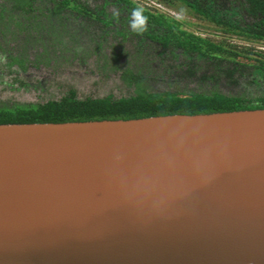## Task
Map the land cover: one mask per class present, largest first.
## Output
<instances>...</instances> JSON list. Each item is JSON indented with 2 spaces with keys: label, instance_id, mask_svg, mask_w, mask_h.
Here are the masks:
<instances>
[{
  "label": "water",
  "instance_id": "95a60500",
  "mask_svg": "<svg viewBox=\"0 0 264 264\" xmlns=\"http://www.w3.org/2000/svg\"><path fill=\"white\" fill-rule=\"evenodd\" d=\"M0 264H264V109L0 124Z\"/></svg>",
  "mask_w": 264,
  "mask_h": 264
},
{
  "label": "trees",
  "instance_id": "16d2710c",
  "mask_svg": "<svg viewBox=\"0 0 264 264\" xmlns=\"http://www.w3.org/2000/svg\"><path fill=\"white\" fill-rule=\"evenodd\" d=\"M173 1L159 0L168 4ZM178 1L185 4L193 14L245 42L264 39V0H221L222 3L220 0ZM224 3L229 7H224ZM111 6L115 11L109 13L106 9ZM134 8L143 10L146 18L143 30L134 31L130 27ZM243 16L250 17L249 21L242 19ZM88 22H97L103 28L115 25L116 35L122 39L128 36L134 39V52L138 56L148 57L145 49L151 42L158 43L160 53L165 57L182 54L190 63L183 74L177 71V79L185 78L208 86L219 85L221 80L237 83L238 80L247 79L248 85L261 87L263 92L251 96L247 95V91L223 93L214 87L201 91L149 90L142 83V75L127 68L123 70L122 77L134 85L133 92L127 96L78 98L76 90L69 88L58 99L1 105L0 124L128 120L264 109L262 60L257 58L253 62L245 61L250 58L225 47L222 42L215 43L182 30L178 23L161 12H155L132 0H0V50L5 52L7 64L17 65L24 70L28 61L26 50L32 43L44 48L55 42L57 45L63 44L64 50H67L64 46L71 45L75 48L73 52L81 51V46L84 47L81 43L83 36L78 34V30L85 29L88 33L85 26ZM124 26L129 27V30L120 32L118 28ZM11 41L18 42V48H13V44L12 49H8ZM100 47L101 43L96 45L97 49ZM46 50H42L41 54H46ZM113 50L115 56L117 51ZM243 50L248 49L243 47ZM255 54L262 56L263 52Z\"/></svg>",
  "mask_w": 264,
  "mask_h": 264
},
{
  "label": "rangeland",
  "instance_id": "374dc122",
  "mask_svg": "<svg viewBox=\"0 0 264 264\" xmlns=\"http://www.w3.org/2000/svg\"><path fill=\"white\" fill-rule=\"evenodd\" d=\"M141 6L149 7L153 11L161 12L170 20L178 23L179 28L187 32H193L215 43H223L225 47L233 49L247 56L253 62L260 59L264 62V42H245L240 37L223 32L214 24L193 14L190 9L178 0L172 3H162L159 0H132ZM107 12L115 11L114 7H107ZM93 17H96L95 15ZM247 20V19H245ZM106 23V21H103ZM88 33L84 29L78 30L83 36L81 51H75L71 45H47L44 48L38 44L27 47L28 61L25 69L17 65L7 64L5 52L0 50V106L13 103H37L49 99H58L69 88H74L78 98L87 96L96 98L112 95L115 98L131 94L134 85L125 81L122 72L129 69L142 75V83L149 90H194L201 91L216 88L223 93H240L247 91V95L255 96L263 92L262 88L248 85L247 79L238 80L237 83L221 80L219 85H201L188 79H177L176 74H183L188 66V59L182 54L156 55L155 44L148 45L145 51L148 57L138 56L134 52L136 43L131 37L122 39L116 35L115 25L103 28L97 22L85 24ZM120 32H126L129 27H119ZM68 36L65 37L67 40ZM80 43V41H79ZM101 43L99 49L96 45ZM19 46L18 42H10L8 49ZM243 47L248 50L244 51ZM18 48V47H17ZM46 54H41L42 50ZM113 49H116L115 56ZM144 52V51H143ZM257 52H263L258 56ZM39 53V54H38ZM72 53H75L73 55ZM79 53V55H78ZM39 55V57H36ZM183 67H182V64ZM177 79V80H175Z\"/></svg>",
  "mask_w": 264,
  "mask_h": 264
},
{
  "label": "clouds",
  "instance_id": "9594fccd",
  "mask_svg": "<svg viewBox=\"0 0 264 264\" xmlns=\"http://www.w3.org/2000/svg\"><path fill=\"white\" fill-rule=\"evenodd\" d=\"M132 20L130 22V27L134 31L143 30V25L146 18L143 16V10L141 8H134L131 13Z\"/></svg>",
  "mask_w": 264,
  "mask_h": 264
},
{
  "label": "flooded vegetation",
  "instance_id": "af4514ba",
  "mask_svg": "<svg viewBox=\"0 0 264 264\" xmlns=\"http://www.w3.org/2000/svg\"><path fill=\"white\" fill-rule=\"evenodd\" d=\"M220 3H222L221 0H220ZM221 5H222V4H221ZM224 7L227 8V7H229V5L226 4V3H224ZM242 19H244V20L247 19V20L249 21L250 17H245V16H243ZM253 42H258V43H260V42H264V39H260V40L258 39L257 41H253ZM151 43L156 45V49H157V47L159 46L157 42H156V43H155V42H151ZM150 46H151V45H150ZM160 52H161V48H159V50L156 51V55H159V56H160V54H161ZM176 52H177V51H176ZM158 53H159V54H158ZM163 58H166V57L164 56V54H163Z\"/></svg>",
  "mask_w": 264,
  "mask_h": 264
}]
</instances>
